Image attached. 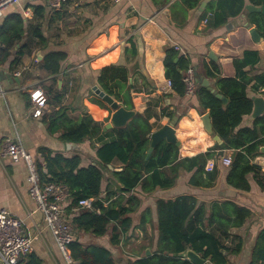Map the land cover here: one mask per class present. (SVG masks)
<instances>
[{
  "label": "crops",
  "instance_id": "obj_1",
  "mask_svg": "<svg viewBox=\"0 0 264 264\" xmlns=\"http://www.w3.org/2000/svg\"><path fill=\"white\" fill-rule=\"evenodd\" d=\"M208 1L201 0L195 8L187 9L185 13L180 0H120L116 3L109 0H67L57 10L50 8L48 0H21L6 6L2 10L0 24L7 16L20 14L24 18V35L11 49L9 59L0 65V146L4 138L18 140L37 164L43 163V158L38 154L39 147L49 148L66 157L78 154L82 166L95 164V152L100 142L95 139L79 144L63 142L58 138L59 133L49 131L44 116L65 107L72 119L79 118L86 110L95 111L100 118L101 111L95 96L98 97L96 91L101 89L97 82L98 67L105 61L123 65L129 70L134 110L142 113L147 108L153 113L150 122L155 127L152 131L170 121L166 116H161L162 107L175 112L178 121L174 130L181 156H193L212 147L216 142L212 135L206 133L201 121V115L208 110L202 113L198 111L195 94L197 83L191 94L178 95L172 91L164 77L165 49L179 47L176 51L189 59V66L194 69L195 75L196 72L202 74L204 64L217 62L222 77L235 76L232 60L242 57L246 50H254L258 52L259 61L253 67L244 68L247 75L253 76L264 72V40L258 43L252 40L249 29L253 25L247 26L246 10L221 27L207 28L202 14ZM201 2H205V5L200 10ZM38 31L43 41L36 36ZM53 51L66 55L55 74L42 67L45 54ZM203 79L214 88L213 79ZM34 87H40L46 95V107L39 118L31 116L29 90ZM260 92L252 91L250 85L247 88L249 97L261 96L264 100V94ZM252 119L250 115L244 116L240 126H251ZM84 150L90 151L86 158ZM231 153V149H224L220 158L207 161L206 170L213 166L216 168V177L209 187L189 186L192 172L182 173L169 189L141 193L137 187L134 192L140 198V206L132 215L129 236L123 237L118 245L110 243V230L103 236H95L73 228L74 239L84 246L95 244L107 247L120 263V249L124 240L128 241L127 247H132V253L156 241L157 231L151 222L143 227L138 226L140 213L144 209L150 208L154 223L157 197L170 199L191 194L196 197L198 205L206 208V219L208 209L214 202L229 201L247 209L249 215L242 225L232 227L220 236L221 242L228 248L240 243L237 253L223 251L226 264H261V261L254 263L252 255L259 235L264 231V180L260 184L254 175L249 174L247 180L250 189L247 191L229 186L225 181L228 165H224L221 159L230 157ZM252 163L260 166V175L264 178V149H260ZM108 168L119 171L121 164L114 159ZM103 173L101 197L115 188L109 171ZM26 177L27 169L22 160L14 162L0 155V208L4 207L24 220L27 234L33 237L31 253L42 264H65L44 225L42 214L35 210V203L27 191ZM70 202L62 203V208L66 215L73 216L79 210L70 208ZM215 232L219 235L221 231L215 228ZM203 264L211 263L204 260Z\"/></svg>",
  "mask_w": 264,
  "mask_h": 264
},
{
  "label": "trees",
  "instance_id": "obj_2",
  "mask_svg": "<svg viewBox=\"0 0 264 264\" xmlns=\"http://www.w3.org/2000/svg\"><path fill=\"white\" fill-rule=\"evenodd\" d=\"M201 0H180L183 12L195 8ZM254 6L264 5V0H247ZM245 0H210L202 14L206 27L216 29L225 25L230 18L237 17L245 11ZM39 9V8H38ZM247 26H254L264 40V14L246 12ZM24 18L20 14H11L0 24V65L11 56V49L24 35ZM39 32V31H38ZM43 41L41 33H36ZM135 54V51H132ZM66 57L64 52L53 51L45 54L42 67L51 74L58 73L60 63ZM257 51L246 50L242 57L234 58L232 64L235 76L222 77L217 62L204 64L202 74L196 72L199 83L195 90L198 99V111L208 110L213 134L218 135L221 143H215L204 152L193 156H181L179 146L161 140L153 147L147 157L150 145L149 134L155 127L150 119L153 113L146 108L142 113L135 111L133 117L122 127L104 130L112 109L99 97L95 96L101 111L86 110L77 119H72L65 107L45 115L51 133H59L63 142L74 144L95 139L100 142L96 148V162L81 165L78 154L66 157L49 148L39 147L38 154L43 163L37 168L42 182L62 183L70 193V208L77 206L80 200L94 198L93 209H80L71 218L75 230L90 232L103 236L110 230L109 241L118 245L132 228L133 214L138 211L140 198L135 194L139 187L141 193H153L157 189H169L184 172H192L189 186L209 187L216 177V168L206 170L208 160L218 159L224 149H231V163L227 167L225 181L229 186L247 191L250 189L247 176L254 175L262 184L259 165L252 160L264 148V113L252 119L251 126H240L242 118L250 115L253 100L247 94V88L254 92L261 90L264 94V72L249 76L244 71L259 61ZM103 63L98 67L97 82L101 90L112 96L126 109L134 110L132 85L128 81L129 70L114 63ZM190 65L187 57L173 48L165 49L163 58L164 77L170 82L173 92L184 94L181 80L184 70ZM213 79L214 89L227 99L223 102L208 87L201 85V79ZM175 115L173 110L161 108V116L169 120ZM158 119V117H157ZM160 126H157L159 128ZM116 159L121 164L119 171L110 170L108 165ZM44 167V171H43ZM109 171L115 188L102 194L103 171ZM106 203V204H105ZM156 220L152 223V211L144 209L140 213L139 227L147 222L153 224L157 231L155 242L140 247L136 253L126 255L118 263L107 247L90 244L84 246L77 239L68 245V251L74 264H192L185 256L192 250L203 260L211 264H226L224 252L237 253L240 243L228 248L220 240L232 227H239L249 215V211L232 202H214L210 205L206 219V208L197 204L191 194H181L174 198L155 199ZM206 220V222H205ZM215 224L216 226H212ZM219 231V235L215 232ZM129 236V235H128ZM149 254H146V249ZM252 261L264 264V231L259 235L257 246L253 251ZM17 264H42L33 253H29Z\"/></svg>",
  "mask_w": 264,
  "mask_h": 264
},
{
  "label": "built area",
  "instance_id": "obj_3",
  "mask_svg": "<svg viewBox=\"0 0 264 264\" xmlns=\"http://www.w3.org/2000/svg\"><path fill=\"white\" fill-rule=\"evenodd\" d=\"M21 0H0V17L2 10L9 5L17 4ZM67 0H48L51 9H60ZM116 3L120 0H109ZM175 50L179 47L174 46ZM18 74V72H17ZM184 84V93L191 94L195 90V72L188 66L181 78ZM168 85L170 82L167 80ZM1 93V90H0ZM31 101V116L39 118L46 107V95L40 87L29 90ZM0 155L7 156L14 162L22 160L27 169V191L35 203V210L42 214L43 222L62 255L65 264H73L68 251L69 243L74 239L72 216L66 215L62 203L70 201V193L62 183L42 182L34 157L27 152L18 140L4 138L0 146ZM224 165L231 163V158L222 159ZM264 175V171L262 172ZM94 198L80 200L75 210L93 209ZM33 237L26 232L24 220L12 214L9 210L0 208V262L1 264H17L18 260L32 251Z\"/></svg>",
  "mask_w": 264,
  "mask_h": 264
},
{
  "label": "water",
  "instance_id": "obj_4",
  "mask_svg": "<svg viewBox=\"0 0 264 264\" xmlns=\"http://www.w3.org/2000/svg\"><path fill=\"white\" fill-rule=\"evenodd\" d=\"M205 5V2H201L199 9L201 10ZM245 10L247 12H259L264 14V5L254 6L252 4H245ZM249 34L254 42H260L262 39L261 36L256 31V28L253 26L249 29ZM212 57V56H211ZM213 58V57H212ZM196 83H199L198 76L195 75ZM201 84L208 87L218 98H220L223 102H227V99L219 94L214 88L210 87L208 81L206 79H201ZM97 95L101 98L111 109L112 112L110 114L108 122L104 125L103 129H111L113 127H122L124 126L135 114V110L126 109L124 106L120 105L112 96L106 94L103 90H97ZM253 100V108L250 114L251 118H256L262 113H264V100L261 96H255L252 98ZM178 121V117L174 116L168 122L160 126L158 129L152 131L149 134L150 145L147 151V157L150 155L153 147L161 140H165L167 142H171L179 146V142L175 137L174 125ZM201 121L204 130L207 134L213 136V140L216 143H221V139L218 135L213 134L211 120L208 112H205L201 115ZM264 149V148H261ZM149 250H146V254H149ZM185 257L192 264H203L204 260L192 250H187L185 252ZM1 264V263H0Z\"/></svg>",
  "mask_w": 264,
  "mask_h": 264
},
{
  "label": "rangeland",
  "instance_id": "obj_5",
  "mask_svg": "<svg viewBox=\"0 0 264 264\" xmlns=\"http://www.w3.org/2000/svg\"><path fill=\"white\" fill-rule=\"evenodd\" d=\"M90 153V151H85L84 150V157L86 158L88 156V154ZM105 171V170H104ZM132 242V241H131ZM128 241L127 240H124L123 243L121 244V257L122 259L124 260L126 258V255H129L130 253H132V247H127L128 245Z\"/></svg>",
  "mask_w": 264,
  "mask_h": 264
},
{
  "label": "bare ground",
  "instance_id": "obj_6",
  "mask_svg": "<svg viewBox=\"0 0 264 264\" xmlns=\"http://www.w3.org/2000/svg\"><path fill=\"white\" fill-rule=\"evenodd\" d=\"M185 151V150H184Z\"/></svg>",
  "mask_w": 264,
  "mask_h": 264
}]
</instances>
